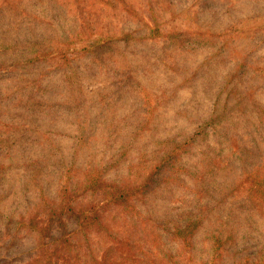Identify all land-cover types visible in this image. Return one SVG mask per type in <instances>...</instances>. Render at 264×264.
<instances>
[{
	"label": "rangeland",
	"instance_id": "1",
	"mask_svg": "<svg viewBox=\"0 0 264 264\" xmlns=\"http://www.w3.org/2000/svg\"><path fill=\"white\" fill-rule=\"evenodd\" d=\"M112 1L79 0L74 21L60 0H0V264H264V0ZM139 18L171 37L128 44ZM74 27L86 114L57 68ZM61 178L99 219H66L56 252L57 224L30 220L58 207Z\"/></svg>",
	"mask_w": 264,
	"mask_h": 264
},
{
	"label": "trees",
	"instance_id": "2",
	"mask_svg": "<svg viewBox=\"0 0 264 264\" xmlns=\"http://www.w3.org/2000/svg\"><path fill=\"white\" fill-rule=\"evenodd\" d=\"M55 3H58L59 0H53ZM94 1V0H92ZM100 5L104 6V8L106 10H112L113 8H116L115 4L113 3L114 1L112 0H98ZM58 5H60V8L62 10L64 19L66 17H70V20H74V21H78V17L82 14L83 10L85 9L84 7H82L79 3V0H60V2L58 3ZM127 14H129L130 16H133L132 13H129V11L127 12ZM82 24H80L81 27ZM76 30L71 29V32L68 34V31H62V34H64L61 37V42L66 45H62V49H64L63 52L59 53V58H58V65L57 68L61 71H63V75L65 77V80L67 82V85L70 86V88L72 90H76L77 94H79V97H76L74 95V91H71V98L69 99L71 106L69 108H71L74 104V106L72 108H74V110L79 113V114H86V112L84 110L81 109H77L78 107L81 106L82 103V94H81V89L80 84L78 83V77L77 74L74 73V71L71 70L70 67V61H71V55L69 54V52H76L78 50V47H76V45H74V47L71 48H67L71 45V42L69 41L70 39L73 38V36L77 33V28L74 27ZM55 31V29H54ZM68 34V35H67ZM124 40L128 42V44H130L129 40H135L136 42H148V41H158L160 39H166V38H170V35H165L161 32V30L158 27H151L149 25L146 24V21L143 18H139L136 21L135 27L129 31H127L126 33H124ZM92 38V34L91 31H89V35H88V39ZM77 40L78 41V33L77 35H75V37L73 38L72 43ZM117 40L119 39H113V41H106L105 43H115ZM97 41H91V44L85 46L83 48V50L87 53L88 58L89 59H93V61L97 60V57L100 55L97 51L100 47H96L97 46ZM59 43H55L54 41H50V45H46L48 48L46 49L47 52L51 51L52 49H59L60 46H58ZM107 46V45H106ZM50 53H48L49 55ZM99 54V55H98ZM104 54V53H102ZM101 54V55H102ZM108 56V55H107ZM108 58V57H107ZM76 94V93H75ZM76 94V95H77ZM68 108V109H69ZM77 109V110H76ZM71 111V110H69ZM74 112V111H72ZM80 126V125H79ZM81 128V126H80ZM82 129L80 132V140L82 141ZM179 146H182V144L180 143H176L175 145H173L172 147H170L168 150L171 149L170 152H172V150H174L175 148H178ZM153 176V173L150 175V177ZM100 186L104 192V194L111 198L112 200H116L118 197L120 201L124 200L127 198L128 193L125 192L127 187L124 188H119L116 187L117 185H114L112 188H116L114 191H110L109 189V183L107 184V182L101 180L99 178V180L97 181L96 187ZM70 189L68 188V183L66 181H64L62 178L58 183V189H57V197L59 198V200H61L60 204L58 205L57 208L55 209H51L47 219H40V223L41 226L38 224V222L35 220V217L32 218L30 221L32 222L31 225L34 229H38V231L40 232V234L42 236H46L47 234H51L52 229L54 224H57V227L60 231L59 233V237H54L51 236L48 237V241L49 242H53L50 244H53L54 246H57L58 249L56 250V252H58L59 250V245L62 243L63 245L66 243H69V238H64L67 234H69V232L67 233L66 227H67V220L66 219H72L74 221L77 222V224L79 225V230H83L86 231L88 230V228H90V226L93 223H98V219H99V211L96 210L94 207L90 208L88 211H82V210H78L76 211L75 208L72 206L71 203V198H70ZM195 231V225L192 222H188L185 223L183 226L179 225V227L177 226V232L176 234H179L180 238H182V241H187V237L191 236L193 234V232ZM57 241L59 243H57ZM48 242V243H49ZM47 242L45 241V246H49L50 244H46ZM48 259H51V256L48 257ZM70 259L68 258V256L64 255L63 256V263L64 264H68V261ZM51 264V261L50 263ZM55 264H57V262H55Z\"/></svg>",
	"mask_w": 264,
	"mask_h": 264
}]
</instances>
